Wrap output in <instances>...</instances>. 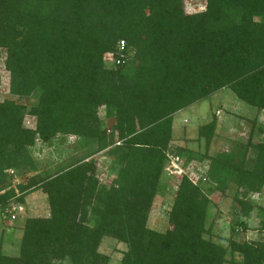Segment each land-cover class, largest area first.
<instances>
[{
	"label": "trees",
	"instance_id": "obj_1",
	"mask_svg": "<svg viewBox=\"0 0 264 264\" xmlns=\"http://www.w3.org/2000/svg\"><path fill=\"white\" fill-rule=\"evenodd\" d=\"M182 1L0 0L10 96L0 101V213L10 218L37 190L48 208L24 220L17 255L0 251V264H108L98 252L104 237L124 245L118 264H264V207L247 199L264 190V116L249 129L259 142L249 136L208 156L213 116L197 128L202 155L171 145L173 115L221 90L264 112V0H204L193 14ZM120 42L123 63L105 67ZM32 95L34 105L14 100ZM58 136L105 151L106 184L94 161L41 176L30 149ZM168 157L183 174L165 212L170 228L157 232L146 223ZM21 175L29 176L12 186ZM199 183L224 197L232 185L233 213L256 209L261 238L236 242L230 228L225 244L214 242Z\"/></svg>",
	"mask_w": 264,
	"mask_h": 264
},
{
	"label": "rangeland",
	"instance_id": "obj_2",
	"mask_svg": "<svg viewBox=\"0 0 264 264\" xmlns=\"http://www.w3.org/2000/svg\"><path fill=\"white\" fill-rule=\"evenodd\" d=\"M182 2L185 5V12L188 14L195 13L198 4L202 6L201 0H183ZM3 59L4 53L0 50V101L10 97L7 92L8 76L3 69ZM109 65V62L105 61V67H109ZM14 100L26 106L36 103V98L33 95ZM213 116L216 123L206 150L209 155L213 156L218 152L229 150L233 144L245 142L249 136H251L253 143L262 140L257 132L250 135L249 129L251 121L254 120L257 126L262 122L264 112L248 109L247 106L235 100L229 90L224 89L209 99L196 103L174 115L172 145L177 143L198 155H202L204 143L201 140L195 141L197 128L210 122ZM100 118L102 117L100 116ZM103 123L104 127L107 128L112 125L113 120L103 119ZM22 124L26 128H33L34 119L25 116ZM30 153L36 158L37 170L43 177L52 175L54 172L75 163L87 161L95 162L97 178L100 183L106 184L111 176L109 174L110 158L105 154V151H96L95 144L89 140H81L73 136H58L42 146L35 143L30 149ZM168 158L170 163L161 175L159 193L153 199L146 223L149 229L157 232H164L170 228L166 221L165 212L169 209L174 195L177 184L176 176L180 173L183 174V171L176 164H174L175 168L173 167L174 158ZM28 176L21 175L17 180L12 181L11 185L15 186L19 182L24 183ZM192 180L195 181V178L193 177ZM199 186L205 194L207 193L212 204L208 209L206 226L209 227L210 237L214 242L225 244L231 231L230 228L234 230L231 236L236 242L256 241L261 238L255 231L258 225L256 209L250 213L248 218H240L238 214L233 213L232 208L234 207L236 210L237 206L231 200L234 193L232 185L226 189V197L221 196L218 192L208 193V187L204 183H199ZM247 199L255 208L264 207V190L263 193L249 195ZM15 207V211H11L14 219H9L0 213V251L8 256L17 255L24 220L28 217H45L48 215L46 198L39 190L27 195L23 204ZM238 221L243 222L244 227H237L235 222ZM124 250V245L107 237L102 238L98 247V252L109 258L108 264H118ZM226 258L228 259V257Z\"/></svg>",
	"mask_w": 264,
	"mask_h": 264
},
{
	"label": "built area",
	"instance_id": "obj_3",
	"mask_svg": "<svg viewBox=\"0 0 264 264\" xmlns=\"http://www.w3.org/2000/svg\"><path fill=\"white\" fill-rule=\"evenodd\" d=\"M201 1H202L201 2L202 6H199V4H198V7H196L195 13L204 11V8H205V5L204 4L205 3H204V0H201ZM122 50H123V44L120 42L119 45H118L117 51L115 53V56L117 58L112 57V55H106L105 61L109 62L110 65H112V64H114V65L122 64L123 61L122 60H119V58L122 59L124 57V55L122 53ZM175 161H176V159H174L173 167L175 166L174 165L175 164ZM15 209H16V207L12 206L10 208V211H15ZM13 218H14V216L12 215L9 219H13Z\"/></svg>",
	"mask_w": 264,
	"mask_h": 264
},
{
	"label": "crops",
	"instance_id": "obj_4",
	"mask_svg": "<svg viewBox=\"0 0 264 264\" xmlns=\"http://www.w3.org/2000/svg\"><path fill=\"white\" fill-rule=\"evenodd\" d=\"M175 114H176V113H175ZM175 114H174V115H175ZM174 115H173V117H174ZM173 117H172V120H173ZM171 133H172V124H171ZM172 141H173V139H172ZM172 141H171V145H172V143H173ZM188 143H189V142H188ZM38 145H40V144L38 143ZM42 145H43V144H41V146H42ZM44 145H45V144H44ZM172 146H174V147H180V148H187V147H185V146H181L180 144H177V143L174 144V145H172ZM187 149H188V148H187ZM207 155H208V156H212V155H209L208 153H207ZM169 163H170V162H169ZM172 165H173V163H172ZM178 170H179V169H178ZM165 171H166V169H164V172H165Z\"/></svg>",
	"mask_w": 264,
	"mask_h": 264
}]
</instances>
